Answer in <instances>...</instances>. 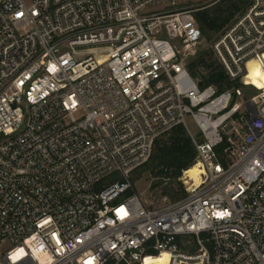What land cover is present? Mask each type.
<instances>
[{"label": "built area", "instance_id": "built-area-1", "mask_svg": "<svg viewBox=\"0 0 264 264\" xmlns=\"http://www.w3.org/2000/svg\"><path fill=\"white\" fill-rule=\"evenodd\" d=\"M204 1L0 0V264H264V0L211 45L221 91L186 61ZM178 125L200 182L151 207L130 175Z\"/></svg>", "mask_w": 264, "mask_h": 264}, {"label": "trees", "instance_id": "trees-1", "mask_svg": "<svg viewBox=\"0 0 264 264\" xmlns=\"http://www.w3.org/2000/svg\"><path fill=\"white\" fill-rule=\"evenodd\" d=\"M248 2L249 0H217L197 9L194 12V18L199 24L203 35L211 38L230 24L246 8ZM252 63L256 62L253 61ZM254 65L256 64H253V68L250 67L245 81L248 84L256 85L258 88H264V76L253 78L250 75L256 69ZM258 65L261 67L259 62ZM188 68L191 74L200 80L201 86L213 85L221 91L242 84L239 80H230L224 67L214 57L212 50L199 52L196 58L188 63ZM222 149L223 146L219 148L221 152ZM196 158L197 149L190 134L183 125H178L170 134L156 141L150 160L140 167H147V170L154 177L179 178L183 171L191 168L196 163ZM157 185V183L154 184V186ZM186 194L182 190L179 199ZM155 262L159 264L163 263V260L159 258Z\"/></svg>", "mask_w": 264, "mask_h": 264}, {"label": "rangeland", "instance_id": "rangeland-1", "mask_svg": "<svg viewBox=\"0 0 264 264\" xmlns=\"http://www.w3.org/2000/svg\"><path fill=\"white\" fill-rule=\"evenodd\" d=\"M217 0H206L204 3H200V6L209 5ZM197 6V5H196ZM218 34L213 35L211 38L204 36V39L200 45L196 47L197 52L187 57V63L196 58L197 54L204 50H211V45L217 38ZM218 61V60H217ZM220 63V62H219ZM256 68L250 74L253 78H261L264 76L262 68L256 63H249L250 67ZM258 70V72H257ZM257 91L254 87H245V94L251 96ZM189 124L193 126V123L189 121ZM184 171L179 178H158L152 176L147 170V167H140L131 172L130 178L135 186V189L140 193L144 201L151 207H160L169 203L177 201L181 196L182 190L187 193L188 184L184 178ZM157 183V186L154 184Z\"/></svg>", "mask_w": 264, "mask_h": 264}, {"label": "bare ground", "instance_id": "bare-ground-1", "mask_svg": "<svg viewBox=\"0 0 264 264\" xmlns=\"http://www.w3.org/2000/svg\"><path fill=\"white\" fill-rule=\"evenodd\" d=\"M253 62V61H250ZM257 62V61H254ZM261 65V64H260ZM262 67V66H261ZM256 86V85H255ZM257 87V86H256ZM200 164H194L191 168L184 171V178L188 184V186L193 182V186L198 185L200 182ZM161 258L163 260V263L159 264H166L168 259V254H161L159 257H154L146 260L147 264H157L155 260Z\"/></svg>", "mask_w": 264, "mask_h": 264}]
</instances>
